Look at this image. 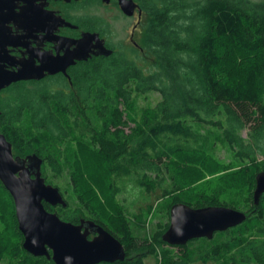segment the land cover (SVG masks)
<instances>
[{
	"label": "trees",
	"instance_id": "1",
	"mask_svg": "<svg viewBox=\"0 0 264 264\" xmlns=\"http://www.w3.org/2000/svg\"><path fill=\"white\" fill-rule=\"evenodd\" d=\"M143 1V51L130 46L89 60L74 69L71 82L54 76L11 84L0 93V132L15 155H39L46 182L59 188L53 176L69 166L65 147L72 143L77 145L74 188L85 181L87 162L99 169L114 203V228L97 214L88 218L118 237L127 251L124 261L99 264H147L144 257L150 254L161 256L157 264H264V194L259 204L253 198L256 174L264 170V0ZM148 92L161 98L138 114L135 99ZM199 125L217 131L239 161L240 167L223 178L239 182L247 206H241L237 192L221 200L222 183L211 193L188 189L190 181L175 160L207 151L211 135ZM0 186L12 202L20 239L10 247L0 235V264H55L23 247L14 199L1 181ZM128 188L137 191L133 220L142 227L144 213L167 198L169 218L172 204L185 202L234 207L247 219L211 239L169 245L162 239L169 221L157 223L146 236L134 234L128 209L118 201ZM63 195L67 206H45L77 223L84 208Z\"/></svg>",
	"mask_w": 264,
	"mask_h": 264
},
{
	"label": "water",
	"instance_id": "2",
	"mask_svg": "<svg viewBox=\"0 0 264 264\" xmlns=\"http://www.w3.org/2000/svg\"><path fill=\"white\" fill-rule=\"evenodd\" d=\"M121 7L132 14L134 6L129 0H122ZM85 38L95 41L97 50L85 49L86 59L91 55L112 54L97 33H86ZM90 37V38H89ZM83 40V41H84ZM81 40V42H83ZM10 39L0 42V61ZM73 63L70 56H64L53 66H33L24 63L16 70L6 69L0 64V92L11 84L29 79H40L46 72L66 73ZM2 111L0 110V116ZM43 159L36 153L26 156L15 155L13 144L0 132V181L14 199L19 229L24 235L23 247L35 256H46L55 264H99L101 262L124 261L127 251L123 242L103 225L91 218H82L80 223L62 219L58 213L49 211L45 202L52 206H67L60 188L47 183L42 172ZM264 194V170L256 174L254 203L259 204ZM247 219L245 211L226 205L195 207L185 202H176L170 209V221L162 239L169 245H185L190 240L213 238L217 231H225ZM91 233H96L89 238Z\"/></svg>",
	"mask_w": 264,
	"mask_h": 264
},
{
	"label": "flooded vegetation",
	"instance_id": "3",
	"mask_svg": "<svg viewBox=\"0 0 264 264\" xmlns=\"http://www.w3.org/2000/svg\"><path fill=\"white\" fill-rule=\"evenodd\" d=\"M121 1L0 0V42L10 39L12 43L7 46V52L1 55L5 60L0 61V64H4L8 70H16L24 63L33 66H53L62 57L70 56L73 63L66 68V73L46 72L40 79L26 81H44L54 76H63L71 82L72 72L76 67L96 57L106 56L91 52L88 58L78 59V56L85 55L86 48L97 50L95 47L97 42L82 39L88 32L97 33L105 46L113 50L112 54L118 49L130 46L143 51L141 41L147 17L144 1L129 0L134 6L132 14L123 11ZM93 3L96 5L95 8L112 9L114 13L102 14L95 11ZM118 21L123 23L120 28L122 33L114 30ZM51 207L58 208L59 205ZM95 235L96 233H91L89 238Z\"/></svg>",
	"mask_w": 264,
	"mask_h": 264
},
{
	"label": "rangeland",
	"instance_id": "4",
	"mask_svg": "<svg viewBox=\"0 0 264 264\" xmlns=\"http://www.w3.org/2000/svg\"><path fill=\"white\" fill-rule=\"evenodd\" d=\"M94 8L96 7L93 3ZM95 11L100 13L106 12V14L114 13L112 9L106 8H95ZM120 21L117 22L114 30L117 33H122L120 29L122 27ZM128 35V33H126ZM161 96L158 92H148L146 94L138 95L135 99L134 111L138 114L146 107L154 106ZM198 128L202 132H207L211 135V145L207 151L202 155L195 156H179L175 160V166L177 168L182 167L185 172L189 182L188 189L191 190L195 188L194 192L200 191V189H207L209 193L217 187L219 183L223 185V192L221 200H230L233 196L231 192H237L234 196L242 200L241 206H247L245 201L243 202L244 194L241 192V186L239 182H233L232 178L229 176L223 178L225 175H229L233 169L240 167L239 161L236 159L233 151L230 149L224 138L215 130L199 125ZM77 145L72 143L65 147V155L69 158V166L65 169L62 175L53 176L55 183L59 184L63 193L71 199L73 206H83L84 212L80 215L81 217H92V215H98L101 220L109 228H114L111 217L115 214L114 203L110 200L109 195L106 192V187L104 185V180L101 177V172L96 166L87 162L84 165L85 181H82L78 188H74L72 182V174L77 170L75 150ZM217 165V166H213ZM216 167V168H215ZM221 167V168H220ZM176 168V169H177ZM199 177V178H198ZM226 189V190H224ZM135 189L128 188V190L120 192L118 195V201L120 205H123L128 209L127 218L131 221V227L134 234L143 237L144 235L150 234L156 227L157 223H166L170 221L167 215L168 206L170 204V199L167 198L166 201L160 202L151 213L145 212L144 219L146 220V226L142 227L138 225L133 220V214L138 212L137 205L133 204V200L136 198ZM231 193V194H230ZM78 194L81 195L83 200L89 202L90 206H85L80 201ZM13 208L12 202L7 196L5 190L0 186V235H3L9 244V246H14L20 241L15 227V220L13 218ZM170 247V246H169ZM168 248V247H165ZM174 251L176 249L174 248ZM145 261L147 264H157L158 260L155 255H146ZM195 264H204L202 262H196Z\"/></svg>",
	"mask_w": 264,
	"mask_h": 264
}]
</instances>
